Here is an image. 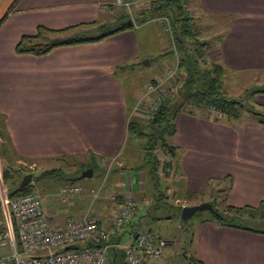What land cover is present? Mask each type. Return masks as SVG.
<instances>
[{
	"label": "crops",
	"instance_id": "0c3cea01",
	"mask_svg": "<svg viewBox=\"0 0 264 264\" xmlns=\"http://www.w3.org/2000/svg\"><path fill=\"white\" fill-rule=\"evenodd\" d=\"M14 1L0 0V135L4 141L0 147L1 162L6 160L8 168H15L17 177L23 169L31 168L29 173H23V180L27 174L35 173L34 177L52 168L51 162L63 158H90L82 162L89 164L95 157L115 159L128 150L132 141L128 138L129 121L134 109L135 114L141 115L135 117L145 115L144 109H136V104L146 96L151 81L147 80L146 92L136 99L130 96L135 91L127 80L135 85V70L150 67L163 56L162 48L156 56L148 47H142L138 30L157 24L152 20L133 23L132 28L101 40L57 46L41 56L20 54L16 51L17 43L25 35H35L40 26L64 34L87 25H102L107 14H111L110 8L118 4L116 0H19L9 12ZM140 1L126 0L136 13L140 12ZM194 3L200 26L213 28L217 34L211 51L216 52L213 61L226 69L225 75L231 71L264 70V0ZM124 12H117L111 25ZM136 15L138 20L140 13ZM45 36L42 40L50 39L48 34ZM255 101L262 110L264 92L256 94ZM175 123L176 133L170 138L177 154L173 166L178 177L175 184L185 190L184 194L197 192L190 197V204L214 202L204 199L203 194L217 181L227 182L222 186L225 208L257 206L264 201V123L249 115L213 118L189 110L180 111ZM40 164L42 168L38 170ZM126 167L121 162L108 176L101 167L102 193L98 201L84 195L69 201L67 207L60 203L55 208L50 206L49 220L64 225L69 215L77 217L93 208L111 229L113 218L109 214L116 212L119 203L134 198L139 202L135 217L139 215V224L147 227L153 201L144 184L145 173L141 170L135 189L133 178L125 174ZM50 179L60 178L41 181ZM43 189L50 194L56 190L48 182ZM62 201L64 205L66 200ZM127 225L119 233L123 235L121 243L135 239L134 231L130 241L124 237ZM148 228L156 238H165L167 244L161 256L149 257L144 264H189V257L204 264H264L263 233L205 218L193 224L190 248L182 246L181 250L172 232L168 238L159 228ZM86 245L87 242H79L70 247Z\"/></svg>",
	"mask_w": 264,
	"mask_h": 264
},
{
	"label": "rangeland",
	"instance_id": "374dc122",
	"mask_svg": "<svg viewBox=\"0 0 264 264\" xmlns=\"http://www.w3.org/2000/svg\"><path fill=\"white\" fill-rule=\"evenodd\" d=\"M194 2L195 0H188L186 4V9L190 13L191 17H193L194 30L202 34L200 35V40H204V41L207 40V45H205L203 50H204V60L207 61V64H209L216 58V54H215L216 52L211 51V50H213L214 48L212 44L217 42V34H215V32L213 31V28L204 29L200 26L199 20L197 21L196 19L197 14H196V11H194V7H195ZM139 3L141 4L139 8V11H140L139 13L141 15L143 12H146V10L150 12V9H152L153 7L152 0H142ZM110 10H111V14L110 13L107 14L106 16L107 19H105L106 21L105 23H107L108 25H111L110 23L112 20H114V17H115L114 15L117 12L119 14V12H122L123 10L127 11L130 14L131 18H136L137 16L136 14L139 15V13H136V10L134 9V7L131 5L130 2L126 3L125 5H115V6L113 5V7L110 8ZM148 20H152L153 22H155L158 27L149 25L146 27L144 26V27L139 28L138 33H139V38L141 39L140 42L142 44V47H145V48L148 47L150 52L155 53L156 56L160 54V51H161L160 49L162 48L163 56L161 57L162 55L161 54L159 56L160 58L158 57V59H156L154 61V64H152L150 67L145 68L144 66L142 68H138L135 70V73H133V81L135 85H131L132 82L130 79L127 80V85L134 87L133 90L135 91V93H133V95L130 94V96L136 99H139L141 94L146 92L147 80L150 79L151 81L148 85L146 96H144V99L142 101H139L136 104L137 105L136 109H138V107H141L142 110L144 109L145 115H143L141 118L135 117V115H140V114H135V109H134L132 113V117L130 118V121L139 120L141 122H144L150 119L149 115L152 116L153 114L151 111L152 107L153 106L155 107L156 104H159L161 102L160 100V102L156 103L159 98H163L168 95L171 96L173 94L174 95L179 94L178 89L185 75V73L181 72L178 67V60L181 58L182 54L178 50V46L176 44V40H175V36L172 30L170 19L168 17H161V18L151 17ZM116 22H118V20ZM98 25L99 24H97L96 26L87 25L89 27L74 29L70 31L69 33H64V34L50 33L48 34V37L50 38L48 41H52L54 38L66 39V38H84V37L98 36L102 32L105 31V29L104 30L99 29ZM188 43H189L188 45L191 46L192 50L197 48V45H195L192 40H189ZM158 78L159 79L161 78L162 81L160 82ZM223 81H224V91L229 97L240 100L241 102H243L244 104L248 106L255 105L254 107H256L257 106L256 105L257 102L255 101L256 94L260 93L259 91L262 92V90H264V70L231 71L228 73V75H224ZM256 109L259 111L261 110L259 109V107H257ZM263 109L264 108H262L261 111L264 113ZM186 110L193 111L194 113H198L202 115H208L213 118H217L218 116H221L216 110L212 108H205V107L196 108L195 106L189 105V104H187L183 109V111H186ZM244 116L248 117L247 114H244ZM128 138L132 140L129 143V149L121 152V154H119V156L117 155L115 159L95 157L94 162L92 164L95 167L93 176L78 180V184L81 187V191L78 194H69V195L61 194V188L64 187V185L68 184L64 179H59V180L50 179L51 181H48V180L39 181L37 184L33 182L35 183V188H36L34 193L41 196V198L44 201L47 211H49L50 206H53L55 208L59 203L62 206L67 207L69 205L68 202L69 201L74 202L72 200L78 196L86 195V197H88L91 201H95V200L98 201L97 199L100 198L101 193H102V188H100V183L103 179L101 170L105 168L106 175L108 176L112 172L111 170L113 168L116 169L117 165H119V163L121 162L122 164L124 163L127 164V167H126L127 172L125 174H128L133 178V184L136 189L137 188L136 178L139 177L141 170L142 171L147 170L146 164H144L145 158L147 156V152L144 149L147 143V139L139 138L137 136L134 137L133 133L130 131L128 133ZM1 139H2L1 144H2V142H4L2 136H1ZM1 144H0V147H1ZM154 154L158 156L160 159L159 173L162 176L164 184L166 185V187L169 188L167 190L169 197H170V199L168 200L169 203L173 205V207L175 206V207H182V208L184 206L194 205V204H190L191 199L189 195H187L186 193L184 194L185 190L183 188L181 189L179 185L176 186L175 184L177 181L176 179H178V177H177V174L175 173L173 166H175V161L177 160V158L175 157L176 160L170 159L171 158L170 153L161 147H158L154 151ZM88 160H90V158H87V159L84 157L83 158H72V157L63 158L60 161L51 162L50 165H52L51 166L52 168L61 167L66 171L69 170V172L71 171L73 174H78L80 172L79 173L80 175L84 170L88 169V168L84 169L85 165L87 164H82V162H86ZM167 161H169L170 167L167 166V168L164 170L163 164L164 163L166 164ZM8 166H9L8 162L6 160L1 162V158H0V174L3 179L2 180L3 184L9 191V188H11L12 186L11 181L7 182L5 180V175H4V170ZM101 167L103 168L101 169ZM138 167H141V170L137 169ZM41 168L42 166L40 164L38 166V170H40ZM14 169L15 168L11 167V170H14ZM30 169L29 170L23 169L22 172L20 171L21 173H19L20 175H18V177L16 176V180L17 179L22 180L23 173L24 172L29 173ZM45 182L46 183L48 182L50 185H54L56 190H54L53 193L55 194L53 193L50 194L44 191L43 185H45ZM146 183L147 182L145 181L144 184ZM225 185H227V182H224V183L219 182V181L213 182L208 187V189L205 190V193L203 194V196L205 195L204 199L214 200V202L217 204L218 209L222 211L225 210V204L223 201L225 197V192L222 191L223 190L222 186H225ZM93 190L100 192L96 198L93 195L94 194ZM52 194H53V197L51 198ZM62 199L66 200L64 202L65 203L64 205L62 204L63 202ZM0 207H1V217H2L1 220H2V223H5L6 209L3 207L1 203V198H0ZM157 210H158L157 208L153 207L152 212H150L151 215L152 214L154 215V213L157 212ZM140 213L143 214V212H140ZM167 213L171 216L170 219L165 218L157 222H153L152 216L149 214V216L147 217V225H148L147 227L139 224L140 217L139 215H137L136 217L133 218V220L135 219L134 224L135 223L137 224L127 225L126 232H124V237H126L127 241H130V238L133 236L132 231H137V230H142V229H144V231H147L146 229H148V227L159 228L161 230V234L168 238H169L168 233L172 232L173 238L174 237L178 238V242H179V245L181 246L180 247L181 250H182V246H185L186 249L187 248L189 249L190 247L188 243H189V239L191 238L193 224H195L196 222L202 219L212 217V213L208 210L198 211L192 218L187 219V220L182 219L181 212L176 210L175 208L167 209L166 211L163 212L165 216L167 215ZM91 214L100 215L92 208V210H89L88 213H84L77 217H82L84 215H91ZM114 214L115 213L112 211L109 214V216L113 218ZM158 215H161V213H158ZM69 216H74V215H69ZM55 222L57 223L58 221H55ZM247 223L249 225H253L252 221H249ZM257 226L264 230V220H262V222L260 223H257ZM124 228L125 227H121L120 229L116 230V232H121L124 230ZM155 232H158V231H155ZM125 244H128V243H121L120 245H118V248H122ZM173 249L174 247L171 248V250ZM10 252H11L10 246H0V255L7 254Z\"/></svg>",
	"mask_w": 264,
	"mask_h": 264
},
{
	"label": "trees",
	"instance_id": "16d2710c",
	"mask_svg": "<svg viewBox=\"0 0 264 264\" xmlns=\"http://www.w3.org/2000/svg\"><path fill=\"white\" fill-rule=\"evenodd\" d=\"M18 1L19 0H15L12 3L9 8V12L15 9ZM187 1L188 0H152L153 7L150 9V12H143L142 15L140 14L138 16V20L136 18H131L130 14L125 11L120 20H118V22L115 21L114 25H108L107 23L98 25L99 29H105V31L98 36L66 39L54 38L52 41H48L49 39L44 41L42 40L43 36L46 37L45 35L47 34H55L60 31L57 32V30L47 29L40 26L38 28V32L35 35L23 36L16 45L17 53H31L41 56L50 52L57 46L98 41L114 33L132 28L135 24L132 26L128 25V20H133V22L136 24H142L149 21L148 19L151 17H168L170 19L178 50L182 54L181 58L179 59L178 67L181 72L185 73L182 83L178 89L179 94L163 97L161 102L154 109L150 119L144 122L139 120L130 121L128 127L129 131L133 133L134 137L137 136L139 138L147 139V143L144 148L147 152L144 163L147 167V170L144 171L145 181L147 182L145 187L148 192V196H150L153 201L152 205H149V209H153V207L158 209L154 215H151L152 219H170L171 216L168 213L165 216L163 214L164 211L175 208L181 212L182 209V207H173V205H171L168 201L170 199L167 191L169 188L166 187L162 176L159 173L160 159L154 154V151L158 147L164 148L170 153V159H175L177 156L176 147L170 143V138L176 133V116L184 109L187 104L193 105L196 108H212L220 115L226 116L228 118H241L244 116V114H247L249 116L255 117L259 122L264 123V113L261 110H257V106H248L240 100L229 97L225 93L223 80L226 69L224 66L221 63L215 61L207 64V61L204 60L203 49L205 45H207V42L200 40V34L193 28V17H191L190 13L186 9ZM189 40H192L193 43L197 45L196 49H191V46L188 45ZM262 92H264V90H262ZM93 162L94 161L85 165L84 169L92 167L95 170V167L92 165ZM169 164V161H167L166 164H163L164 170L167 168V166L170 167ZM137 169L141 170V167H138ZM12 171L13 170L8 167L4 170L5 180L7 182L11 181L12 186L9 188V196L11 198L26 193H34L36 188L35 183L33 182L36 181L37 183L41 181V179L48 177L65 179L67 183L71 184L64 185V187L72 186L73 184L78 183L75 178L78 177L80 173H67V171L61 167H54L34 175L30 183L21 186V180H16V175L14 171ZM196 194L197 192H187L189 197H192ZM212 204L214 205L215 210L218 212L216 214L212 213L211 219L214 221H217L225 226L251 230L264 234V230L257 226V223H260L262 220H264V201L257 206L246 205L242 207H235L227 205L223 211L218 209L215 202H212ZM158 213L163 215H158ZM1 219L2 217L0 207V233H3L6 231V225L5 223H2ZM249 221H252L253 225H249L247 223ZM100 222H103L101 217ZM127 224L135 225L137 223L134 224V222L132 223L130 221L125 225ZM142 230L134 231V238H136L138 233ZM146 230L152 235H155L153 234V230L151 228ZM119 233L120 232H114L112 234L111 243L118 244L122 242L123 235ZM95 244L96 243H91V245ZM185 257H187L186 253ZM110 259V264H126L124 250L116 246L111 248ZM189 264L204 263L194 257H189Z\"/></svg>",
	"mask_w": 264,
	"mask_h": 264
},
{
	"label": "built area",
	"instance_id": "2783aa9c",
	"mask_svg": "<svg viewBox=\"0 0 264 264\" xmlns=\"http://www.w3.org/2000/svg\"><path fill=\"white\" fill-rule=\"evenodd\" d=\"M115 2L118 5L127 3L125 0ZM158 80L162 81L161 78ZM155 107H152V113ZM1 140L0 136V144ZM0 180L1 203L6 209V231L0 233V246L11 248L10 253L0 255V264H110L111 248L115 247L111 243L112 234L135 217L139 205L132 198L119 203L111 229L106 228L97 215L70 216L61 225L49 220L40 195L26 193L11 198L1 174ZM80 191L78 183L61 188L62 195L78 194ZM93 192L95 198L100 193ZM79 242H87V245L66 249ZM166 244L164 238H156L142 230L131 243L122 247L126 264H144L149 257H159L164 253Z\"/></svg>",
	"mask_w": 264,
	"mask_h": 264
},
{
	"label": "water",
	"instance_id": "95a60500",
	"mask_svg": "<svg viewBox=\"0 0 264 264\" xmlns=\"http://www.w3.org/2000/svg\"><path fill=\"white\" fill-rule=\"evenodd\" d=\"M128 25H133V21L132 20H128L127 22ZM94 173V169L93 168H88L86 170H84L78 177H76V181L84 179V178H88V177H92ZM33 179V174H27L24 176L23 180L21 181V186L27 185L28 183H30ZM204 210H208L213 214L218 213L215 208L214 205L211 202H202L199 204H194V205H188V206H184L181 210V218L182 219H190L192 218L198 211H204Z\"/></svg>",
	"mask_w": 264,
	"mask_h": 264
}]
</instances>
